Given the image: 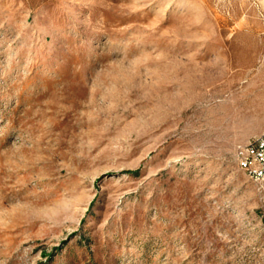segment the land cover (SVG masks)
<instances>
[{
    "label": "rangeland",
    "instance_id": "obj_1",
    "mask_svg": "<svg viewBox=\"0 0 264 264\" xmlns=\"http://www.w3.org/2000/svg\"><path fill=\"white\" fill-rule=\"evenodd\" d=\"M264 0H0V264H264Z\"/></svg>",
    "mask_w": 264,
    "mask_h": 264
},
{
    "label": "built area",
    "instance_id": "obj_2",
    "mask_svg": "<svg viewBox=\"0 0 264 264\" xmlns=\"http://www.w3.org/2000/svg\"><path fill=\"white\" fill-rule=\"evenodd\" d=\"M237 155L243 169L264 180V133L239 145Z\"/></svg>",
    "mask_w": 264,
    "mask_h": 264
},
{
    "label": "bare ground",
    "instance_id": "obj_3",
    "mask_svg": "<svg viewBox=\"0 0 264 264\" xmlns=\"http://www.w3.org/2000/svg\"><path fill=\"white\" fill-rule=\"evenodd\" d=\"M240 166L242 167V162H239ZM243 168V167H242Z\"/></svg>",
    "mask_w": 264,
    "mask_h": 264
}]
</instances>
